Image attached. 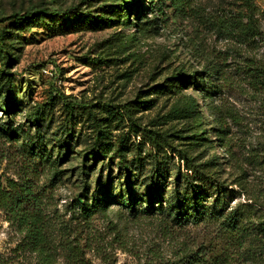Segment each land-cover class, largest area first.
Listing matches in <instances>:
<instances>
[{
    "label": "rangeland",
    "instance_id": "rangeland-1",
    "mask_svg": "<svg viewBox=\"0 0 264 264\" xmlns=\"http://www.w3.org/2000/svg\"><path fill=\"white\" fill-rule=\"evenodd\" d=\"M157 1L0 0V124L20 126L23 145L40 124L42 139L27 147L44 143L52 171L38 165L37 191L47 196L56 233L65 221L94 264H177L197 249L205 264H264V85L243 70L245 59L263 56L264 0H255L263 39L253 51L202 27L238 0H199L202 22L174 19L169 9L155 10ZM14 14L29 18L9 20ZM217 61L228 65L227 75L208 102L200 77ZM98 139L109 143L104 156L92 151ZM181 156L208 164L222 198L257 226L245 254L212 226L174 233L161 217L142 213L145 203L136 214L111 200L97 205L102 181L126 202L167 196L191 174ZM23 159L18 145L0 137V182L26 176ZM156 168L161 178L151 183ZM79 202L93 207L90 217ZM18 240L0 211V255ZM209 242L213 254L201 248Z\"/></svg>",
    "mask_w": 264,
    "mask_h": 264
},
{
    "label": "trees",
    "instance_id": "trees-1",
    "mask_svg": "<svg viewBox=\"0 0 264 264\" xmlns=\"http://www.w3.org/2000/svg\"><path fill=\"white\" fill-rule=\"evenodd\" d=\"M234 3V9L230 8L223 14L215 17H203L199 0H158L155 4V10L162 12L164 9L172 11L174 19H194L202 22L203 28H214V33L224 41H231L241 48L255 49L263 39L259 19L256 17L258 10L255 0H238ZM226 13V14H225ZM56 14L65 16L62 11ZM165 15V14H164ZM29 17L14 14L9 20L22 21ZM255 59H245L247 63L243 68L247 78H253L264 85V52L258 63ZM227 61V60H224ZM262 65H261V63ZM219 61L207 65L200 77L199 94L205 101L212 102L215 94L221 88L222 81H225L228 65L218 63ZM211 78V79H210ZM183 78H177L173 87L177 90L182 88ZM10 89L7 93V99L11 100ZM6 109L11 107V102L5 105ZM9 110H6L8 112ZM40 112V114H39ZM36 114V119L40 121L45 117V110ZM32 123V120L29 121ZM40 125V124H39ZM34 127L35 135L30 137L28 144H38L42 139L40 126ZM21 127L15 129H4L0 124V137L18 145L20 155L24 157L22 167L26 176L15 181L5 178L0 182V211L3 213L6 221L15 228L19 240L15 247L8 254L0 255V264H94L87 257V251L82 247L81 241L75 232L67 230L69 227L65 221L59 223L58 230L64 229L62 235L54 230L53 223L46 213V195L37 191V184L34 181V175H38V165H47L52 171V163L46 152L44 143L39 144L38 149H28L27 145L20 144L17 139V132ZM108 144L103 140H96L92 151L98 156H104L108 153ZM40 147V148H39ZM118 153H113V159L122 154L120 145ZM183 161V167L191 174L180 177L176 186L167 196L157 195L148 200H139L133 197L126 202L124 197H114L110 193L108 182H103L100 186L105 188L104 198L98 201L97 205L103 206L109 200L113 204L126 206L132 214L138 213V203H145L142 209L143 214L161 217L164 225L176 233L189 227H214L217 238L222 241L238 244L240 251L245 254V243L253 237V232L257 226L246 219L245 213L240 208H231L230 202L226 201L220 195L222 186L214 176L211 170H208V164L196 165L189 157H180ZM161 178L160 168H156L151 177V183L157 182ZM153 204H157L156 207ZM81 215L91 216L93 207L90 204L78 203ZM264 225V224H263ZM264 227V226H263ZM261 227L262 231L264 228ZM220 241V240H219ZM218 244L217 242L214 244ZM208 253L213 254L212 242L207 246L201 247ZM200 250V251H199ZM197 249L186 253L178 260L177 264H205V252ZM174 264V263H173Z\"/></svg>",
    "mask_w": 264,
    "mask_h": 264
}]
</instances>
